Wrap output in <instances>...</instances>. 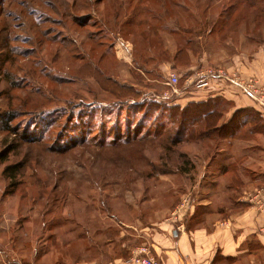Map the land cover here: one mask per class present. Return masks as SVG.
<instances>
[{
	"label": "rangeland",
	"instance_id": "obj_1",
	"mask_svg": "<svg viewBox=\"0 0 264 264\" xmlns=\"http://www.w3.org/2000/svg\"><path fill=\"white\" fill-rule=\"evenodd\" d=\"M204 1L208 2V6L203 12V23L200 19L197 22L204 27L205 34L191 38L190 48L196 50L197 45H204L207 39L214 37L215 44L207 40L199 54L190 52V63L186 67L181 69L172 62L173 70L162 72L161 66L168 62L160 60L161 63L145 62L143 65L145 56L136 53L139 48L133 45V38L136 35L140 42L142 33L152 41L163 36L175 50L177 45L174 38L168 36L169 32L193 23L190 14H185L189 17L187 19L178 13L181 8L188 10L185 0H0V154L7 153L9 156L5 164L0 163V264H24L23 260H30V264L53 263L51 258L43 259V255H36L35 252L36 247L39 252L41 245H49L48 239L58 231L55 227L45 226V223L57 220L55 214L46 212L48 204L59 206L67 203L72 207H87L91 218L103 220L113 231H118L117 237H109L114 240L97 248V252L94 250L96 246H91V252L98 254L96 260L84 259L77 264H106L114 256L120 257L121 232L125 229L130 233L133 227L137 229L143 223L155 221L157 208L164 206H157V198L174 210L175 218L190 214L192 206L195 207L191 213L193 216L184 221L187 229L205 224L217 211L223 213L225 220L232 218V212H223L219 208H233L224 178L222 175L213 177V173L207 172L208 167L212 171L219 169V165L205 160L203 156L200 162L196 160L199 146L188 147L190 153L186 152L187 149L181 150L187 158L180 162L179 167L181 169L187 161L184 166L186 171L178 172L168 164L167 169L175 170L172 175L176 177L170 175L152 179L146 184L141 176L147 171L143 172L141 165L134 168L128 163L126 168L119 165L116 168L103 164L97 166V160L101 159L98 157L96 164L89 168L84 166L81 149L67 152L82 139L94 141L95 138H104V135L111 140L149 133L153 135L149 129L156 121L145 116L141 110L148 107L146 100H152L155 92L167 90L171 73L181 76V89L189 74L186 69L191 66L196 67L194 73L209 69L238 70L234 62L242 51L238 47L257 45L259 48L263 45L262 30L256 29L255 24L250 30L256 36L249 34L247 28L243 35L241 32L244 29H236L243 24L246 15L264 16V0L255 6L250 0ZM236 11L238 18L233 24ZM178 32L183 33L181 28ZM136 55L143 59L134 64ZM125 82L126 85H135L133 87L137 92L129 100L119 96L124 93L122 84ZM240 89L246 94L245 89ZM231 110L232 105L228 103L227 113ZM246 112L239 113L242 122L248 118ZM234 113L229 114L234 115L226 120L225 127L237 115V112ZM172 115L178 117L177 113ZM252 115L258 120L257 114ZM143 118L145 121L137 125ZM159 122L165 124L169 119L163 118ZM225 129L227 132V127ZM245 131L248 132V128ZM233 139L250 142L251 136L244 133ZM245 142H237L234 148L233 142L226 140L208 149L212 150V156L230 158L234 148L233 155L241 156L242 162L235 165L237 177L233 179L232 186L244 182L245 176L247 187L255 183L260 188L264 175V149L257 142ZM250 145L254 146V150L247 148ZM252 152L256 154L250 158L243 155ZM148 155L147 159L153 161L156 153L149 152ZM190 155L200 168V173L197 172L194 177L191 176V167L196 163L191 161ZM74 156L79 158L75 165L72 163ZM109 158L116 159L115 154H110ZM130 158L132 161L139 160L133 156ZM31 161L36 166L30 171L38 173L33 181L30 175L14 183L2 177L4 167L15 162ZM226 166L229 164L225 165V173L229 171ZM249 167L256 174H252ZM132 168L138 175L133 177V183L123 187L124 191L100 187L99 176L127 173ZM203 171L207 174L201 175ZM56 184L59 189L53 194ZM147 186L154 192L148 194L150 188ZM74 188L80 191L77 199L67 194ZM211 188L216 192L212 198V194H208ZM107 194L110 195L107 197ZM149 195L153 198L141 203ZM116 196L123 198L111 202V197ZM207 198H211L212 206L203 207L204 202H209ZM255 201L264 203L261 199ZM105 202L115 206L113 212L99 210L100 204ZM169 210L168 207L164 211L160 208L157 218L169 217ZM259 210L261 214L264 212L262 205H259ZM205 211L210 212L207 214ZM136 218L143 223L133 221ZM178 222L183 223V220ZM40 223L44 225L43 229ZM127 225L130 227L127 228ZM177 229L184 230L185 226L181 224ZM145 240L135 238L132 246L128 245V254L131 255L132 250L141 244L148 243L156 255L155 246Z\"/></svg>",
	"mask_w": 264,
	"mask_h": 264
},
{
	"label": "trees",
	"instance_id": "obj_2",
	"mask_svg": "<svg viewBox=\"0 0 264 264\" xmlns=\"http://www.w3.org/2000/svg\"><path fill=\"white\" fill-rule=\"evenodd\" d=\"M259 1L260 0H250L252 3L251 5L253 6L259 4ZM185 3H187L186 7L188 10L184 11L181 8L178 13H182V17H186V13L188 15L190 14L189 17L190 19L193 18V23L180 27L183 32L182 34H179L180 32H178L180 28L169 32L168 36H172L177 45L175 50L171 48V42H169L167 39L164 40L163 36L157 37V40L152 41L147 39L145 34L142 33V36H140L141 41L139 42V40L136 38V35H134L135 37L133 38V45L139 48L137 52L136 50L135 52L143 53L145 56V59L142 63L143 65L145 62L150 64L161 63V60L162 62H175V65L180 66L182 69V67H186L190 63V52L199 54L200 49L206 45L207 40L209 43L215 44L213 40H215L216 37H214L212 40L207 39L204 45L203 43H200L197 45L196 50L190 48L191 38H198L205 34L204 27L201 26V23L197 22V19H200L203 23V12L208 6L206 4L208 2L204 0H185ZM189 17L186 18L189 19ZM242 23L245 24L247 31L251 32L250 28L252 27V24H255L256 29L257 27L260 28L262 24H264V16L254 17L246 15L243 18ZM135 58L136 59L133 58L134 64L136 63L135 61L143 59L138 55H136ZM132 75L134 76L133 73ZM126 84L127 83L122 84L124 93L119 96L120 98L129 100L128 98L133 97L135 94H137V92H135L133 87L135 85ZM115 85L119 86L118 83H115ZM114 95L117 96L113 93V96ZM120 98L117 99L120 100ZM152 100H146L148 107H146V109H142L141 111L145 116L155 119L156 122L152 125V128L149 129L153 135L149 133V135H142L140 137L136 136L132 138L127 137L125 139L112 140L106 138L104 135V138H95L94 141L82 139L77 143V145L67 150V152L81 149V157L85 160L84 166H89V168H92V166L96 164L95 160L98 159V157H101V159L97 160V166L103 164L106 166H111V168H116L119 165L122 168H126L128 163L134 168L138 165H141L143 172L147 171L144 176L140 175L144 179L145 184L147 182L150 183L156 175L167 177L174 174L175 170L167 169L168 164L169 166L176 168L178 172L186 171L184 166L187 165V161L183 163L181 169L179 167L180 162L184 159L186 160L187 158L186 154H181V149H183L181 144L183 141L196 140L198 137L202 138L204 136V128L199 125V123L202 122L200 115L203 114L201 108L204 106L222 107L225 106L226 103L224 104L223 101L218 99L214 102L208 103H189L187 106L181 107L178 105L169 106L167 103L159 102L154 97ZM194 108L199 109L195 110ZM240 112H246L249 114L247 116L248 118H246L244 122H242L241 117H238ZM173 113H177L178 117H174L172 115ZM196 113H198V115ZM253 113L258 115V120L255 115H252ZM163 118L169 119V122L165 124L159 122ZM143 121H145V118L138 121L137 125ZM176 122L180 123L179 129H175L174 126L171 125L172 123ZM226 127L227 134L232 138H238L244 134L243 131L245 128H248V132H258L264 135V119L260 114L251 109L238 111L237 115H235V117H233L228 122ZM248 132L245 131V133ZM33 144L38 146L40 145V143ZM149 152L156 153L155 159L153 161H149L147 159ZM110 154H115L116 159L109 158ZM105 155L107 158H102L106 157ZM131 156L138 158L139 160L132 161L130 158ZM8 160L9 156L7 153L0 154L1 164H5ZM77 160H79V158L74 156L72 160L73 165H75ZM156 163H159V165ZM58 164L59 167H61V163L58 162ZM34 166H36L34 161L15 162V164H10L4 167L2 171V177L6 181L14 183L19 178H28V175H30V178L33 181V179L38 174L37 172L32 173L30 171ZM133 168L130 170L128 169L127 173L124 171V173L99 176L98 180L100 182V187H105V189L112 187L113 189L116 188L120 191H124L123 189L125 188L123 187L129 186V184L133 183L135 180L133 177L138 175V172ZM191 168L194 170L196 166L193 165ZM82 169L85 171L84 167H82ZM88 181L91 183V179L88 178ZM147 187L150 188V186ZM58 189V185H54L52 193L55 194ZM79 192L80 191L74 188L70 191H67V194L72 195L77 199ZM109 195L110 194H107L106 196L108 197ZM65 196L66 195H63V197ZM122 198V196L111 197V202L115 200H121ZM106 204L101 203V208H99V210L101 212H113L115 206L112 207L109 205V203ZM47 206L48 209L46 212L55 214L57 216V220H51L48 223H45V226L55 227L58 229V231L53 233L48 239L49 245H41L39 247V252L37 251L38 247H36L35 252L36 255H43V259L46 257L51 258L53 260L52 264H77L84 259H88L89 261L96 260L98 254L91 252V246H96L94 247V250L96 251L97 248H102L104 245H108L114 240L108 239L109 237L115 236L116 238L118 235V231L115 229L113 231L112 227L105 224L103 220L91 218L88 214L87 207L81 208L77 207L76 205L72 207L67 203H63L59 206H56L55 204H48ZM62 215L66 216V218H63ZM41 223L39 226L43 229L44 225L41 226ZM105 239L108 240L102 244ZM44 248L46 249L43 251ZM23 263L30 264L31 261L23 260Z\"/></svg>",
	"mask_w": 264,
	"mask_h": 264
},
{
	"label": "crops",
	"instance_id": "obj_3",
	"mask_svg": "<svg viewBox=\"0 0 264 264\" xmlns=\"http://www.w3.org/2000/svg\"><path fill=\"white\" fill-rule=\"evenodd\" d=\"M259 4H261V0L259 1ZM237 18L238 14L236 11L233 16V24H235ZM263 27L264 24H262V26L259 28V30H262L263 34V45L259 48L257 45L239 46L238 49L242 51L237 54L234 62L236 65L235 67L240 72L256 77L264 86ZM239 29H244V32H241V34H245V24H242L236 30ZM249 34L255 35V33L252 31L249 32ZM253 35L250 36V39ZM171 67V62L163 64V66H161L162 72H168V70L172 69ZM195 68V66H191L190 68L186 69L189 72L187 75L188 77L185 79L184 87L181 89L179 88L182 98L178 100H175L174 98L159 99L155 96L156 93L164 92L163 90H158L155 92L153 97L159 102L166 103L168 101L170 103L169 106L178 105L185 107L189 103H208L214 102L218 99L226 103V107H202L201 109L203 114L200 115L202 122H200L199 125L204 128V136L202 138L198 137L196 140L183 141L181 147H183V149H187L186 152L190 153L188 147L192 145L199 146L200 153H197L199 156L195 158L196 160L200 162L201 156H203L205 160H210L211 163L217 162L216 164L219 165V169L210 171V167H208L207 172L209 171L213 173V177L222 175L224 178L226 192L230 195V201L233 203V208L225 209L223 206L218 207L223 212H232L233 216L232 218L225 220L223 213L217 211L211 215V220L209 218L210 214L207 216L209 220H207L205 224L187 229L184 221L185 219L191 218L193 216L191 213L195 207L192 206L193 210L190 214L187 215L184 213V215L186 214L185 216L182 215L175 218L173 217L174 210L157 198V206H164L157 208V212L155 214L156 220L150 223H143L140 218L134 219L133 221L140 220L143 223L142 227L137 229L133 227L130 233L125 229L121 232L120 247L122 248V255H120V257L114 256V258H111L106 264H126L124 263V259L129 253L132 242L137 237L146 239L145 241L149 240V242L155 246L156 256L161 259L162 264H264V212L261 214L259 210V205H262L264 208V203H257L255 201L256 199H261L264 201V175L260 188H258L255 183H253V186L247 187V184H245V176H243L244 182H239L236 187L232 186L234 181L233 179L237 177L235 165H237L239 162H242L241 156L236 157L233 155L234 148L237 142L245 141L233 139L227 134L224 127L226 120L228 118L230 119L235 114L234 112L245 109H251L255 111L264 119V103L253 101L240 89L239 86L222 79L212 80L214 84L213 90L203 93H195L194 85L196 82H198V78L200 79V72L194 73ZM148 94L149 93H147V95ZM228 103L232 105V110L229 112V114L234 113L232 116L227 113ZM194 109L198 110L199 108ZM196 114L198 115V113ZM171 125L174 126L175 129H179L180 127V123L178 122L172 123ZM243 132L245 133V130ZM248 135L251 136L250 142H257L264 149L263 134L258 132H248ZM226 140L232 141L234 146L233 152L230 153V158H217L212 156V150L208 149V147H216V145L221 141ZM247 148L249 150H254L253 145H250ZM255 154V152L243 153L246 158H250L253 155L255 156ZM190 157L191 161L196 163V168L191 172V176L194 177L197 172L200 173V168L193 156L190 155ZM227 163L229 166L226 167L229 169V171L225 173V165ZM209 164L210 163L208 162L207 165ZM244 165L248 167L246 164ZM250 169L252 174H256L252 168ZM205 173L206 171H203L201 175ZM172 176L176 177L177 175ZM164 177L165 176L156 175L154 179H161ZM255 178L257 179V177ZM144 188V194H146V187L144 186ZM203 189L206 190L205 187ZM208 191V194H212L211 198L216 196V192L213 190V188ZM153 192V189L150 188L148 194ZM148 198L153 197L149 195L146 200H143L141 203L146 202ZM211 198H207L206 200L209 202H204L202 206H212ZM166 207L170 209V216L159 220L157 218L158 210L161 208L164 211ZM210 211H205L204 213L208 214ZM140 214L141 212H139V215ZM178 220H183V223H179ZM181 224L185 226L184 230L177 229ZM129 227L130 226L127 225V228ZM174 233H177V235L175 236ZM91 263L95 264L94 262Z\"/></svg>",
	"mask_w": 264,
	"mask_h": 264
},
{
	"label": "built area",
	"instance_id": "obj_4",
	"mask_svg": "<svg viewBox=\"0 0 264 264\" xmlns=\"http://www.w3.org/2000/svg\"><path fill=\"white\" fill-rule=\"evenodd\" d=\"M200 79L194 85L195 93H203L214 89L213 79H222L231 82L242 89L246 90V94L255 102L264 103V86L260 84L258 79L247 74H243L239 70L229 69H213L200 73ZM181 76L171 73L167 86L168 90L162 93H156L155 96L159 99H175L182 98L179 92ZM130 254V251H129ZM126 257V264H162L160 258L154 255V252L149 247L148 243H143L136 249L132 250L131 255Z\"/></svg>",
	"mask_w": 264,
	"mask_h": 264
},
{
	"label": "water",
	"instance_id": "obj_5",
	"mask_svg": "<svg viewBox=\"0 0 264 264\" xmlns=\"http://www.w3.org/2000/svg\"><path fill=\"white\" fill-rule=\"evenodd\" d=\"M175 234V236L177 235V233H174Z\"/></svg>",
	"mask_w": 264,
	"mask_h": 264
}]
</instances>
